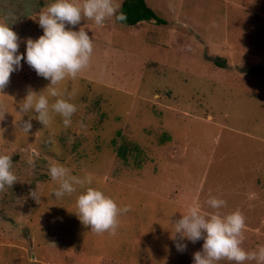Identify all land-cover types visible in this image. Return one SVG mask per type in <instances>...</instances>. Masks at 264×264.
<instances>
[{
  "label": "rangeland",
  "instance_id": "1",
  "mask_svg": "<svg viewBox=\"0 0 264 264\" xmlns=\"http://www.w3.org/2000/svg\"><path fill=\"white\" fill-rule=\"evenodd\" d=\"M145 1L165 24L66 23L93 42L89 65L59 86L77 106L69 127L19 112L49 83L24 60L0 90V152L17 177L0 190V264H192L203 239L178 251L169 221L190 206L214 211L211 197L244 215L243 248L264 246V0ZM48 3L0 0L19 53L43 33L34 18ZM54 162L128 207L115 234L81 223L79 187L49 195Z\"/></svg>",
  "mask_w": 264,
  "mask_h": 264
},
{
  "label": "clouds",
  "instance_id": "2",
  "mask_svg": "<svg viewBox=\"0 0 264 264\" xmlns=\"http://www.w3.org/2000/svg\"><path fill=\"white\" fill-rule=\"evenodd\" d=\"M118 8L115 0H49L47 6L34 18L43 33L36 39L25 40L23 54L18 52V36L9 26L8 17L0 19V90L24 60L49 83L39 92L29 90L19 104V112L29 115L35 112V118L43 126H48L58 115L64 127H69L77 106L71 102V95L59 86L69 78L75 79L89 65L93 42L85 29L74 31L65 25H77L84 17L100 26L109 17L124 21L126 15ZM5 112H2L0 118H3ZM19 127L29 133L32 125L30 120H24ZM11 157V154L0 152V190L11 187L17 181L12 171ZM27 163L34 166L35 161L30 158ZM48 175L54 184L49 193L51 197L62 199L77 193L79 187L82 190L76 195L77 211L74 213L81 223L89 225L90 230L96 233L115 234L118 218L129 210L127 206L121 208L112 197L91 187V176L74 175L62 163H51ZM30 195L37 201L42 196L36 190L31 191ZM206 203L214 211L204 212L198 206H190L177 220L169 221L173 226L170 238L177 250L183 251L186 248L187 245L181 242L185 239L193 243L203 239L201 250L193 253L192 264H219L221 260L229 264H245L249 261L264 264V246L254 250L242 247L244 215L239 210L223 214L218 211L226 205L223 199L211 197Z\"/></svg>",
  "mask_w": 264,
  "mask_h": 264
},
{
  "label": "trees",
  "instance_id": "3",
  "mask_svg": "<svg viewBox=\"0 0 264 264\" xmlns=\"http://www.w3.org/2000/svg\"><path fill=\"white\" fill-rule=\"evenodd\" d=\"M118 10L126 15V19L117 22L126 26H132L142 21H154L157 24H165V21L157 16L145 0H123Z\"/></svg>",
  "mask_w": 264,
  "mask_h": 264
},
{
  "label": "crops",
  "instance_id": "4",
  "mask_svg": "<svg viewBox=\"0 0 264 264\" xmlns=\"http://www.w3.org/2000/svg\"><path fill=\"white\" fill-rule=\"evenodd\" d=\"M143 22V21H142ZM138 24V23H137Z\"/></svg>",
  "mask_w": 264,
  "mask_h": 264
}]
</instances>
